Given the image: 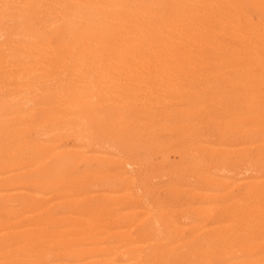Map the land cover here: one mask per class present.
Returning <instances> with one entry per match:
<instances>
[{"label": "bare ground", "instance_id": "6f19581e", "mask_svg": "<svg viewBox=\"0 0 264 264\" xmlns=\"http://www.w3.org/2000/svg\"><path fill=\"white\" fill-rule=\"evenodd\" d=\"M0 264H264V0H0Z\"/></svg>", "mask_w": 264, "mask_h": 264}, {"label": "rangeland", "instance_id": "374dc122", "mask_svg": "<svg viewBox=\"0 0 264 264\" xmlns=\"http://www.w3.org/2000/svg\"><path fill=\"white\" fill-rule=\"evenodd\" d=\"M21 34H22V32H21ZM20 37L21 36H16L15 38L16 39H20ZM181 109H180V108ZM179 108V109H178ZM176 109L177 110H182L183 108H182V106H180V105H177V107H176ZM177 121H178V123L175 125L176 126V128H174L175 129V131H174V129H172V131L173 132H171V130L169 129H167V131H166V133H164V135H163V133H161V135H153L154 137H152V138H150V139H148L147 140V142L145 141L144 142V144L143 145H141V146H139V148L136 150V151H138V152H140V153H143V152H145V149H147L148 148V142L150 141V144L149 145H151V143L153 144V143H160L161 141V143H164V141H165V143L167 142V143H169V142H171L170 144H177V145H179L180 147H181V149L183 150V151H185V157H187L188 159H191V158H193V156H194V154H193V148H195V146L196 145H194V143H195V140H196V136H195V133H193L195 130H193V128H191V125H189V124H187V122H181L179 119H177ZM52 124H57L56 125V127H55V125H52ZM49 122V124H47V126L48 127H50V125H52L51 127H50V129L45 125V127H44V129L45 130H42L44 133H46L45 135L43 134V132L41 131L40 133L41 134H43V138L46 140V142H50V140H52V139H54L56 136H58V135H61L62 133L64 134L65 132L67 133V131H65V130H67L68 128V133H73V132H78V130H75L74 129V127L72 126V123H67V124H64V126L66 127V129H65V127L63 126L62 127V125L63 124H59V122H53V121H50ZM181 123H185L184 125L183 124H181ZM187 124V127L185 126ZM60 127H59V126ZM71 125V126H70ZM178 125V126H177ZM183 125V126H182ZM174 126V127H175ZM59 128V131H58V128ZM73 129H72V128ZM181 127V128H180ZM182 127L184 128V130L182 129ZM186 127V128H185ZM189 127V128H188ZM49 129V130H48ZM56 129V130H55ZM72 129V130H71ZM180 129V130H179ZM182 129V130H181ZM51 130V131H50ZM71 130V131H70ZM177 130V131H176ZM185 130H189L188 132H186ZM50 131V134L48 133V132ZM57 132L56 134L55 133H52V132ZM181 131V132H180ZM191 131V132H190ZM193 131V132H192ZM37 132H39V130L37 131ZM171 133V135H170V133ZM65 133V134H66ZM67 133V134H68ZM169 133V134H168ZM183 133V134H182ZM191 133V134H190ZM58 134V135H57ZM66 134V135H67ZM187 136H186V135ZM49 135V136H48ZM52 135V136H51ZM48 137V138H47ZM156 138V139H155ZM9 139H10V141H9ZM12 139V140H11ZM14 139V140H13ZM158 139V140H157ZM85 142H87V143H85V144H81V145H85V147L86 148H88V149H96L97 148V150L99 149H101V145H103L102 146V148L104 147V148H108V149H110L109 151L110 152H112V149L111 148H113V152L112 153H116V148L112 145V143L108 140H106L105 139V141L106 142H104V139H99V140H96V141H93L91 138H88V137H86L85 138V140H84ZM7 142H8V144H9V146H8V144H7ZM18 142H21V141H18V139H17V137H16V140H15V137L14 138H5L4 139V142H2L1 144L4 146H1L2 148H3V150H5V158L6 159H9V160H11L12 158L15 160L17 157H16V153H18L17 151H19L21 148H18V147H20V145L18 144ZM96 142V143H95ZM104 142V143H103ZM110 142V144H108ZM22 143V142H21ZM93 143H95V148H94V144ZM103 143V144H102ZM98 144H99V146H98ZM108 144V145H107ZM19 145V146H18ZM87 145V146H86ZM92 145V146H91ZM111 146V147H108V146ZM12 146V147H11ZM105 146H107V147H105ZM146 146V147H145ZM11 147V148H10ZM150 147V146H149ZM15 148H18V150L16 151V150H14ZM7 150H9V152H7ZM14 150V151H13ZM22 150V149H21ZM19 151L20 153L22 152V151ZM6 152H7V154H6ZM10 155H9V154ZM12 153L15 155L14 157H16V158H14V157H12L13 155H12ZM28 154V153H27ZM192 154H193V156H192ZM22 155V154H21ZM20 155V156H21ZM24 156H26V155H24ZM29 156V155H28ZM12 157V158H11ZM29 163V165L30 166H34V164L32 165V163H34V160H32V161H28ZM29 165L28 166H26L27 168H26V170H24V171H27V172H29V173H34L35 172V168H32V167H29ZM40 166V165H39ZM39 166H35V167H38V168H40ZM29 167V168H28ZM42 167V166H41ZM48 168V167H47ZM42 169L43 170H45L46 169V167H42ZM134 170H136V167H135V169ZM23 171V172H24ZM31 171V172H30ZM70 171H72V172H70ZM22 172V173H23ZM65 173L64 174H67L68 175V177H70V178H72V180H78V178L81 176V172H78V171H76V170H72V168H68V169H66L65 171H64ZM19 174H21V173H19ZM34 174H37V173H34ZM71 174V175H70ZM80 174V175H79ZM165 178V179H164ZM77 183H80L79 181H76ZM75 182V184H77ZM167 182V177H162V179H161V181H159V185H162V184H164V183H166Z\"/></svg>", "mask_w": 264, "mask_h": 264}]
</instances>
